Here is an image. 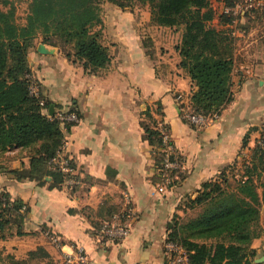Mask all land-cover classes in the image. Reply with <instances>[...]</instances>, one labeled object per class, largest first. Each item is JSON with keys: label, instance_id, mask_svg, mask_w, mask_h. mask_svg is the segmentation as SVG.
I'll return each mask as SVG.
<instances>
[{"label": "crops", "instance_id": "1", "mask_svg": "<svg viewBox=\"0 0 264 264\" xmlns=\"http://www.w3.org/2000/svg\"><path fill=\"white\" fill-rule=\"evenodd\" d=\"M222 6L229 8L225 0ZM140 9L103 8L102 40L112 59L97 72H87L41 35L35 38L28 60L39 95L55 105V112L79 115L70 127L61 124L63 152L72 158L77 182L70 185L64 178L61 186L53 185L45 159L19 147L0 151V197L7 193L10 205L21 203L15 212L23 215L20 222L13 215L12 232L0 237V264H10L11 257L55 264L71 244L84 247L91 264H174L165 244L170 224L177 214H186L180 206L204 181L230 172V164L248 149L243 148L246 134L249 147L264 134V28L258 21L264 16L254 18L258 26L236 24L234 97L216 119L200 125L183 118L178 105V94L190 105L196 88L179 65L175 45L183 29L176 28L175 41L171 26L153 23L151 12ZM223 12L215 9L218 16ZM41 43L49 51L39 50ZM162 124L180 158L173 184L164 192L154 179L162 147L145 135L146 125L161 129ZM22 168L38 176L19 177L16 171ZM125 191L132 214L118 218L128 205ZM104 220L127 224L130 231L98 243ZM19 223L23 233L17 231ZM261 223V234L251 243L256 250L252 264H264L255 260L264 254V208ZM52 234L60 237L62 248Z\"/></svg>", "mask_w": 264, "mask_h": 264}, {"label": "trees", "instance_id": "2", "mask_svg": "<svg viewBox=\"0 0 264 264\" xmlns=\"http://www.w3.org/2000/svg\"><path fill=\"white\" fill-rule=\"evenodd\" d=\"M20 1L2 0L0 5V151L19 147L35 159H45L50 164L47 174L52 176V184L61 186L65 174L50 160L65 142L62 122L66 127L75 122H64L55 112H44V108L49 110L51 102L30 92L33 79L28 52L35 38L41 35L43 41L60 46L70 60L82 64L87 72H97L106 66L112 54L102 40L104 0H28L23 22L18 20ZM110 1L125 6L133 0ZM139 1L150 5L153 23L183 29L175 46L181 56L179 65L196 86L190 95L191 109L205 115L221 113L234 97L236 24L242 26V17H246L245 21L252 16L263 17L264 9L239 16L224 11L221 27H217L211 24L216 13L210 0ZM232 1L225 0L226 5L231 7ZM40 98L45 100V105L40 104ZM145 132L151 143L162 147L160 128L146 125ZM243 148L251 150L249 158L244 159L243 171L232 170L231 177L222 171L204 181L198 193L180 206L186 214L183 217L177 214L170 224L168 239L184 247L189 264L253 262L256 250L251 243L263 229L264 145L257 141L249 147L246 134ZM158 153L157 169L162 166L164 152L160 149ZM16 172L19 177L38 176L24 168ZM160 173L156 172L155 181ZM3 196L0 197V237L12 232L13 215L19 222L23 219V215L15 212L21 203L10 205L7 193ZM190 210L197 212L187 214ZM20 225L17 231L23 233ZM10 264H26V260L11 257Z\"/></svg>", "mask_w": 264, "mask_h": 264}, {"label": "built area", "instance_id": "3", "mask_svg": "<svg viewBox=\"0 0 264 264\" xmlns=\"http://www.w3.org/2000/svg\"><path fill=\"white\" fill-rule=\"evenodd\" d=\"M254 9H264V0H234V5L227 8V11H231V13L235 15H244L246 12ZM29 87L31 93L37 96L39 95L38 85L34 80L30 83ZM177 98L182 117L197 124L203 125L208 121L216 119L220 114L218 112H214L210 115L196 113L191 109L190 105L186 103L182 94H178ZM39 101L40 104L45 105V100L43 98H40ZM55 114L56 117L60 118L64 122H76L79 120V115L75 111L58 110ZM161 131L163 135V145L161 150L164 153L162 166L157 169V171L161 173L159 179L155 182V186L158 191L164 192L167 187L173 184V170H176V168L180 166V159L174 150L170 133L164 124L161 125ZM258 142L264 145V138H260ZM171 155H175V158H172ZM50 161L55 163L56 166L64 172L65 180H67L70 185L77 182L74 175L75 167L73 165L72 158L63 152V146L57 150L56 155L52 157ZM124 193L127 197L128 205L120 214L115 215V217L118 218L123 217L124 215H131L133 210V208L129 205L130 197L127 191ZM129 231L130 228L127 224L104 220L97 229V242L103 243L109 237H125ZM51 238L60 246V248L63 247L64 244H62L61 239L57 234H52ZM165 246L169 252L172 263H189L187 251L180 243L167 239ZM70 248V250L62 249V252L55 259V264H91V258L84 247L71 244Z\"/></svg>", "mask_w": 264, "mask_h": 264}, {"label": "rangeland", "instance_id": "4", "mask_svg": "<svg viewBox=\"0 0 264 264\" xmlns=\"http://www.w3.org/2000/svg\"><path fill=\"white\" fill-rule=\"evenodd\" d=\"M226 1H229V0H226ZM233 2H234V0L232 1V3ZM125 3H126V1H125ZM212 3H213V6L216 9L217 14L221 13L222 11H225L224 8H222L223 7L222 6L223 0H212ZM2 4H3L2 0H0V5H2ZM27 4H28V0H22V1H20L18 3L17 13H18V20L20 22H23L24 18L26 16ZM103 4H104L103 8H105V7H116V8H122V9H127V10H129V9L130 10H134V9L141 8L140 9L141 12L150 11V5L148 3H144L143 4L139 0L128 1L127 5H125V6L120 5L118 3H115V2H112L110 0H104ZM233 5H234V3H233ZM251 11H248V12H251ZM229 12H231V11H229ZM217 14H215V17L211 19V24L214 25V26H217V27H221L220 20H219L221 18V15L218 16ZM143 15H144V13H142V16ZM233 15H235V14H233ZM250 18L251 19H247L241 25L243 27H244V25L247 26V27H252L254 24H256L258 26V22L256 23L257 20L254 19V16H252ZM258 21L260 22L261 27L264 28L263 19L262 20H258ZM179 28H180V26H179ZM172 29H174V30H172ZM169 30L171 31V35L173 36V38L176 41V27H171ZM172 36H171V39H172ZM250 153H251V150L246 149L244 151V155H241L240 157H238L237 158L238 161H235L234 165H232L230 167V172H226V173L230 176L232 170H234L235 172H242L243 168H244V164H243L244 159L245 158H249ZM231 181H232V178H231ZM196 212H197V210H193V211L190 210V211H188L187 214H195ZM181 264H183V263H181Z\"/></svg>", "mask_w": 264, "mask_h": 264}, {"label": "water", "instance_id": "5", "mask_svg": "<svg viewBox=\"0 0 264 264\" xmlns=\"http://www.w3.org/2000/svg\"><path fill=\"white\" fill-rule=\"evenodd\" d=\"M39 50L43 51V52H47L49 51V48L44 44V43H41L39 45ZM49 112L50 114H53L55 112V105L54 104H51L50 107H49ZM255 260L257 262H264V254L260 255V256H257L255 258Z\"/></svg>", "mask_w": 264, "mask_h": 264}]
</instances>
